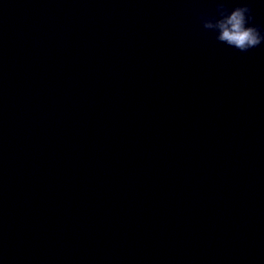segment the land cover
I'll use <instances>...</instances> for the list:
<instances>
[{
  "label": "water",
  "instance_id": "95a60500",
  "mask_svg": "<svg viewBox=\"0 0 264 264\" xmlns=\"http://www.w3.org/2000/svg\"><path fill=\"white\" fill-rule=\"evenodd\" d=\"M214 3L0 0V264H264V44Z\"/></svg>",
  "mask_w": 264,
  "mask_h": 264
},
{
  "label": "clouds",
  "instance_id": "9594fccd",
  "mask_svg": "<svg viewBox=\"0 0 264 264\" xmlns=\"http://www.w3.org/2000/svg\"><path fill=\"white\" fill-rule=\"evenodd\" d=\"M205 31L214 34L217 42L247 53L264 44V27L254 23L252 8L247 0H239L231 7L227 0H215L212 14L197 17Z\"/></svg>",
  "mask_w": 264,
  "mask_h": 264
}]
</instances>
